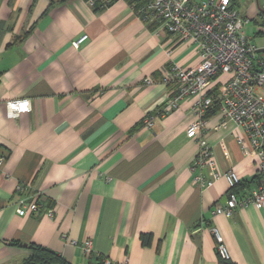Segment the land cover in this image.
<instances>
[{"label": "crops", "instance_id": "1", "mask_svg": "<svg viewBox=\"0 0 264 264\" xmlns=\"http://www.w3.org/2000/svg\"><path fill=\"white\" fill-rule=\"evenodd\" d=\"M231 1L264 24L263 0ZM176 40L123 0L97 11L85 0H0V264H22L31 243L70 264H220L212 228L231 264H264V209L215 215L230 193L225 180L193 185V100L158 115L169 97L163 69L199 63L197 46ZM16 99H28L30 112L8 113ZM147 115L152 129L141 125ZM217 121L213 112L203 134L216 170L234 168L249 188L252 163ZM21 198L40 211L19 216Z\"/></svg>", "mask_w": 264, "mask_h": 264}, {"label": "built area", "instance_id": "2", "mask_svg": "<svg viewBox=\"0 0 264 264\" xmlns=\"http://www.w3.org/2000/svg\"><path fill=\"white\" fill-rule=\"evenodd\" d=\"M109 2L87 0L91 7L105 6ZM130 6L142 22L157 20L176 41L197 46L199 63L196 66L184 69L172 65L163 69L161 77L169 96L161 115L177 109L186 99L193 100L186 130L187 136L198 144L191 166V170H196L193 185L208 189L220 178L225 180L230 193L215 209V215L231 218L237 208L264 209V45L258 46L255 42L256 37L264 35V24H256L240 14L231 0H132ZM260 7L264 12V0ZM250 22L257 28L249 26ZM86 39L87 35H83L74 40L73 48L79 49ZM144 83L153 84V80L146 78ZM4 107L8 113L25 114L31 110L28 99L7 100ZM213 108L218 118L216 129L234 134L243 158L252 163L255 180L249 188H237L242 178L234 168L222 173L216 170L212 147L203 137L205 116ZM154 119L153 115H147L143 127L152 129ZM239 130L242 134L237 133ZM219 146L225 149V142L220 140ZM2 162L0 156V166ZM240 191L248 193L240 195ZM26 210L37 213L40 206L37 201L19 199L16 213L24 216ZM47 214L51 216L52 211L47 210ZM212 235L218 258L230 261V253L218 229L212 228ZM78 246L85 254L93 251L89 240ZM101 264L115 263L106 259Z\"/></svg>", "mask_w": 264, "mask_h": 264}, {"label": "trees", "instance_id": "3", "mask_svg": "<svg viewBox=\"0 0 264 264\" xmlns=\"http://www.w3.org/2000/svg\"><path fill=\"white\" fill-rule=\"evenodd\" d=\"M87 1V0H85ZM118 0H110L109 3H107L105 6H95L93 8H95V10H100L101 8H105L108 7L110 5H112L114 2H116ZM126 1V0H124ZM129 5H132V0H127L126 1ZM216 106V104L214 105V107ZM216 108H213L212 110H210L207 114H206V118H208L211 114H213V112L215 113ZM162 111L158 112V115H161ZM142 126L143 123L141 124ZM255 177L252 178L251 181H254ZM248 185L247 181H242L237 188L243 189L245 186ZM141 238V242L143 245H147L149 242L150 237L148 235L145 234H141L140 236ZM14 245L16 246H20L22 244H20L19 242H13ZM26 247H28V249L30 250V255L29 257L22 263V264H70L68 263L63 257H61L59 254L55 253L54 251H51L45 247L36 245V244H29ZM220 260V264H231L229 261H224V260ZM101 264V263H99Z\"/></svg>", "mask_w": 264, "mask_h": 264}, {"label": "rangeland", "instance_id": "4", "mask_svg": "<svg viewBox=\"0 0 264 264\" xmlns=\"http://www.w3.org/2000/svg\"><path fill=\"white\" fill-rule=\"evenodd\" d=\"M127 1V0H126ZM193 1H195V2H200V1H207V0H193ZM242 1V4L244 3V0H241ZM261 0H259V2H260ZM260 22H262L263 23V21L262 20H259V24H260ZM249 26H253L254 27V29H256L257 28V25L255 24V23H253V22H250L249 23ZM255 42H256V44L258 45V46H261V45H264V35H259L258 37H256L255 38ZM215 81V80H214Z\"/></svg>", "mask_w": 264, "mask_h": 264}, {"label": "water", "instance_id": "5", "mask_svg": "<svg viewBox=\"0 0 264 264\" xmlns=\"http://www.w3.org/2000/svg\"><path fill=\"white\" fill-rule=\"evenodd\" d=\"M225 201V200H224ZM224 202H221V204H223Z\"/></svg>", "mask_w": 264, "mask_h": 264}]
</instances>
